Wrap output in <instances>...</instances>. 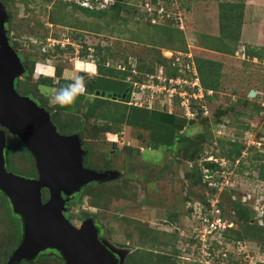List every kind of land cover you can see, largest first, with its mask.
I'll list each match as a JSON object with an SVG mask.
<instances>
[{
  "label": "rangeland",
  "instance_id": "1",
  "mask_svg": "<svg viewBox=\"0 0 264 264\" xmlns=\"http://www.w3.org/2000/svg\"><path fill=\"white\" fill-rule=\"evenodd\" d=\"M255 1L108 0L106 4L101 0L94 10L100 9L109 15L86 13L75 0L8 2L12 12L11 31L17 37L19 48L30 52L33 44L37 46L32 49L34 54L38 55L39 51L52 54L43 63L64 69L65 79L71 80L70 72H76V77L84 76L85 81L90 82V74H98V65L120 70L125 67L122 62L126 60L125 68L133 67L140 75L134 81L144 79L141 82L151 85L148 88L150 99L143 106L152 105V109L183 116L184 109L170 104L168 91L160 83L157 87V82L150 81V75H154L156 81L158 77L160 80L170 78V67L177 56L181 59L182 55L189 54L195 59L203 89L206 87L202 76L216 84L209 94L212 100H208L210 97L202 99V105L196 103L193 106L196 114L186 115L194 117L195 121L179 133L192 138L187 148L181 150L177 144L168 151L164 148L154 150L146 142H139L142 148H137L138 154L132 156L121 151L114 159L116 169L122 171L121 176L107 183L122 187L121 194L114 190L109 199H97L98 205L91 196L85 195L74 209L77 215L95 214L104 225L103 237L107 236L117 247L130 250L126 264H264L261 262H264V241L251 238L254 232H245L246 228L235 224L230 214L234 203L248 199L243 204L250 209L254 222L261 225L264 222V180L257 169L264 164V54L263 58L246 54L248 48L264 50V0ZM113 4L118 5L117 10L113 9ZM146 4L153 9L162 7L163 13H160L161 9L156 11L159 16L156 22L147 15ZM225 21L231 25L224 27ZM68 45L72 46L70 51L56 52L58 46L63 49ZM130 76L134 79V75ZM36 78L34 72L33 82ZM24 82L34 88L38 84L30 78ZM40 87L38 91L42 90L51 98L57 90ZM251 91L256 95L250 97ZM20 93L39 103L32 93L22 89ZM117 108L111 109L116 111ZM85 110L80 113L81 117ZM106 120L97 116L85 124L88 133L84 137L90 140L95 135L93 142H89L100 154L98 148L104 151L110 148L99 138L104 135L100 124L111 123ZM115 129L117 127L113 126L109 136L111 139L120 136V146L136 143L134 131L128 125L120 127L122 132ZM233 142L246 146L241 157L243 165L232 167L234 174L231 180L226 179L230 184L219 190L211 185L216 180L206 177L211 171H208L205 159L215 154L214 161L223 164L217 156H221L223 150H231ZM197 149L201 152L198 159L194 158ZM9 165L14 167L8 166L9 170L18 174L25 173L15 168L31 169L27 156L19 148ZM194 168H198L204 177L200 182L196 179V184L192 177ZM148 173L150 176L146 180ZM214 173L228 178L223 172L215 170ZM8 207L0 195V264H5L16 240ZM205 207L212 216L221 215L229 222V228L244 234L245 238L241 245H236L228 243L221 232H215L208 244L213 255L210 263L197 252L206 247L201 242L199 249L195 243L199 238L194 235L197 226L203 227L200 216ZM245 251L251 256H246ZM37 264L62 263L50 257Z\"/></svg>",
  "mask_w": 264,
  "mask_h": 264
},
{
  "label": "water",
  "instance_id": "2",
  "mask_svg": "<svg viewBox=\"0 0 264 264\" xmlns=\"http://www.w3.org/2000/svg\"><path fill=\"white\" fill-rule=\"evenodd\" d=\"M9 17L0 0V192L21 224L20 240L7 264L35 263L43 255L56 256L65 264H125L124 249L106 241L94 218L77 227L65 216L68 199L93 182L120 178V172L85 167L87 152L81 134L60 133L47 108L18 92L16 81L26 74L27 66L10 42ZM128 93L129 89L122 95L105 91L96 95L117 100L126 99ZM255 95L251 91L249 96ZM7 132L19 138L33 156L37 178L8 170Z\"/></svg>",
  "mask_w": 264,
  "mask_h": 264
},
{
  "label": "trees",
  "instance_id": "3",
  "mask_svg": "<svg viewBox=\"0 0 264 264\" xmlns=\"http://www.w3.org/2000/svg\"><path fill=\"white\" fill-rule=\"evenodd\" d=\"M6 1L7 3L10 2V0H6ZM153 1L157 2V0H153ZM79 8L86 13L93 14L96 12L97 14H101V15L103 14L109 15V12H102L100 9L96 11L94 9L91 10V9L82 8V7H79ZM113 9L117 10L118 5L113 4ZM223 18H225V16ZM148 20L150 21L151 19H148ZM229 21L232 22L231 19ZM10 23L11 22H9L7 30H8L9 35L11 34V37H10L11 43L13 47L18 51L22 61L26 64L27 69H28L27 73L22 78L17 79L16 88L19 93H20V89H22L23 91H26L27 93H32V95L38 98L39 100L38 104L42 107L47 108L51 112L53 122L61 127L60 129L62 130L63 133H70L72 131H80L79 133L85 136L88 133L87 132L88 130L85 127L86 122L90 118L93 119L94 117L99 116L101 118H107L108 120H111L110 121L111 123L109 125L100 124L99 127L101 129V133L103 134L109 133L111 135L112 134L111 130L113 126L117 127V129L115 130L119 129V131H121L120 127L123 124L128 125L131 128V130L134 131L132 133L134 134V140L136 141L135 144L138 149H141L142 147L139 145V142H146L147 145H149V147L154 150H160L161 148L162 149L164 148L165 151H168V150L173 149V147H175L177 144H179V149L184 150V148H187L188 143L192 141V138L189 137L188 135H180L179 133H181L188 125L195 124V121L193 119L186 118V116L180 115L175 112L171 113L167 111H161L156 108L148 109V108H140L136 106H131L129 105V101L131 97L130 93L128 94L126 99H117V100L108 98V96L101 97V96L96 95L97 91H101V92L105 91L107 95L108 94L122 95L127 91V89H130V91H132V83L128 81V78L131 77L130 75L132 76L134 75L133 78L136 79L140 75L138 74L136 70L132 69L133 67L130 70H127V68H125L127 65L126 60L122 62L123 65L125 66L124 67L125 70H123L122 68L121 69L119 68L121 71H124L125 73L121 72L120 70L110 69L108 68L109 66L106 67L105 65H98L97 66L98 74L96 76H90V79H91L90 82L85 81L87 85V93L85 95L79 96L76 102L71 106L60 107L59 105L55 104L54 102H52V98L50 97V95L44 94L42 90H40V92L38 91L39 87L47 86L51 89H58L62 87L63 85L65 86L72 81L67 78L65 79L63 77L64 69L60 67H53L54 74H52L51 76H40L36 78L37 79L36 81L33 82L32 78L34 75L36 65L39 62H45L49 60L52 57V54L47 53V51L44 53L39 51L40 54L38 53V55L36 53L34 54L33 53L34 50L32 49H36L37 46L33 44L31 45L30 52H26L28 50L23 52L19 48V44H18L19 42H17V37H14V33L11 31ZM226 25H231V24H227L225 21L224 27H226ZM179 30H182V29L179 28ZM64 47L65 48L62 49L61 46H58L56 48V52L63 53L65 51H70L72 49V46L70 45L64 46ZM263 52L264 50L262 48L261 49H257V48L249 49L248 48L246 54L248 53L250 57H253V58H256V57L263 58V54H264ZM188 65L190 66V68L187 67ZM201 66L202 65H200L198 68L200 69V73L202 69ZM180 68L182 67L180 66ZM180 68L174 66V63H173V66L170 67L171 75L178 76V75L183 74L184 76L192 77L193 68H196L197 70V66H196L195 59L193 58V56L190 59H187V58L184 59V67H183L184 73L182 71L180 72ZM206 77L207 76L201 77L203 78L204 86L207 88V90L215 89L216 84L214 83V81L211 79H209L208 81L206 80ZM28 78H30L31 82L38 83L35 86V88L33 87V85L24 82V80ZM207 97H210V96H206V98ZM208 100L211 101L212 97H210ZM200 102H203V100L197 101L196 103L202 105V103ZM86 103H88L87 108L84 107ZM104 104L105 105L111 104L110 106L112 107H109L107 105L106 107ZM114 104H117V105H114ZM116 106L118 107L116 111L111 109ZM84 110H85V114L83 117H81L80 113L84 112ZM92 123L95 124V122H92ZM110 125H112V127ZM92 136L93 138L91 137L90 140H87L88 145L90 144L89 146L91 147V150L89 152L90 156H88L86 161L96 168L100 167V168L107 169L111 165L110 160L106 154H103V153L100 154L97 151V148H95L94 145H91L92 143L89 141L93 142L95 135H92ZM12 137H15V136H12ZM15 139H16L15 142L12 144V146L8 150L9 151V154H8L9 162L13 159L16 149L19 148L22 151V153L27 156L31 164V169L30 170H21L18 168H15V169L24 172L25 174L23 173L21 174H23L26 177L37 178L38 173H37V168H36V164H35V160L33 156L25 148L24 144L19 138L15 137ZM231 145H232L231 150H223V154H220L221 156H217V158L219 157L221 161H225L224 165L222 164V162L208 161L207 159L204 158L206 161L205 163L208 166V168L213 171V173L209 175H212V179L216 181L221 182L223 181L224 178L222 175L216 176V174L214 173L215 170L220 171V172H226L225 174H228L229 171L230 172L232 171V167H237V165L239 164L240 166L243 165L241 157L245 151L246 146L241 142H233L231 143ZM136 153L138 154L139 151ZM200 153L201 152L197 149L196 152L194 153V158L198 159L200 156ZM93 156L94 158H92ZM210 156L216 157L215 154H210L207 158H209ZM9 167H13V166L9 165ZM257 169L259 170V177L262 180H264V164H261L260 167ZM197 170L198 168L192 169V177L194 178L195 184H196V179H198V182H200V179L203 181V178H204L202 172L197 171ZM233 174L234 173H232V175ZM207 176L208 175H206V177ZM148 178L149 177L146 174V180H148ZM122 189L123 188L120 186H116L113 184H107V183H101V184H97L94 188H92L88 192V195L91 196L95 200L94 203L97 202L96 205H98L99 202L97 199L99 200H103L105 198L109 199V197H111V193L114 190L119 191V193L121 194ZM0 195H2L5 198V201L9 206L7 213L9 215L10 220L14 222V227L16 231V240L13 243L11 247V251L9 255L7 256V259L5 262V264H7L9 256L12 254V252L14 251L16 245L18 244L20 240L21 224H20L19 218H17L13 214L12 208H11V205L8 199L1 192H0ZM45 197L48 199V192L45 193ZM243 203H247V201L244 200V202H241V203H234L233 207H231L230 214L233 216L232 221L235 224H239L243 228H246L245 232H248V231L254 232V235L251 238L257 239L258 241H264V222H263V225H261L259 222L258 223L254 222L250 209L247 206H245ZM203 214H210L207 207L204 208ZM262 217H263L262 220L264 221V214L262 215ZM222 236H224V239L228 243L233 242L236 245L237 244L241 245L242 244L241 242H243V240L245 239L244 234L242 235V234L237 233L231 227L225 228L222 232ZM212 256L213 255L211 253L210 259H212L211 258ZM50 257H53L56 260H59L62 264H65L64 260L56 256H53V255H43L35 263L24 262L23 264H37L38 262L44 260V258L48 259Z\"/></svg>",
  "mask_w": 264,
  "mask_h": 264
},
{
  "label": "built area",
  "instance_id": "4",
  "mask_svg": "<svg viewBox=\"0 0 264 264\" xmlns=\"http://www.w3.org/2000/svg\"><path fill=\"white\" fill-rule=\"evenodd\" d=\"M77 4H79L80 6H83L87 9H91L93 10L94 8L96 9V7H98L99 5H97L98 3L101 2V0H75ZM108 0H105V3L107 4ZM104 5V4H103ZM146 13L147 15L151 18V19H155L158 20V15H156V11H159L161 9L160 13H163V9L162 7H160V9H158L156 7V9L151 8V6H149V4H146ZM153 10L155 12H153ZM171 16L168 15V19H170ZM178 23L179 20L177 19ZM190 59L192 58V55L189 54H184L181 56V59L176 58V61L174 62V66H181L182 68H180V72H183V67H184V59ZM188 68H190V66H187ZM123 70H125V68H122ZM184 73V72H183ZM136 74V72H135ZM152 80V82H157V87L161 85H163V89L168 91V97H169V103L170 104H175V105H179L182 109H184L185 111V116L189 115L190 112L192 114H196L195 108H193L194 104L197 101H202V99L206 98V96H209V94L212 93V90H207V89H203V87L201 86V82H200V77H199V73L196 70V68H193V76H184L183 74L178 75V76H174L171 75L170 78H166L165 80H160V78L158 77V80L156 81L154 78V75H150ZM129 82L132 83V93H131V105H135V106H139L142 107L143 103L146 104L147 101L150 99L149 95V90L148 88L151 85H147L144 82H140V81H134L133 79L129 78L128 80ZM160 83V84H159ZM146 97V98H145ZM176 100L178 101V104L176 103ZM202 103V102H200ZM168 104V103H167ZM149 108L152 107L148 106ZM187 118H189L188 116H186ZM194 118V117H193ZM193 118H189V119H193ZM208 161H214L216 160L213 156H210L209 158H207ZM225 164V161L223 163V165ZM208 171H211V173H213V171L210 169ZM210 172H208V174H211ZM226 172H223V174H225ZM228 176V178L226 176H223V181L219 182V181H215V182H211V185L218 188L219 190H223L227 185L230 184V181L226 179H230L231 180V175H232V171L228 172V174H225ZM207 177H212V175H208ZM245 200V199H244ZM248 200V199H247ZM245 200V201H247ZM264 214V209L262 210ZM216 212L219 214V210H216ZM202 217V222H203V227L201 225L197 226L194 230V235L196 238H199V242H203L204 243V247L201 251L202 254L205 256L206 262L210 263V256L211 253L209 252V246L208 244H211V237L215 232H223V230L225 228H227L229 226V222H227L226 220H223V218L220 215H215L212 216L211 214H201ZM245 249V248H243ZM246 256L250 257V253L245 251ZM263 262V261H261Z\"/></svg>",
  "mask_w": 264,
  "mask_h": 264
},
{
  "label": "flooded vegetation",
  "instance_id": "5",
  "mask_svg": "<svg viewBox=\"0 0 264 264\" xmlns=\"http://www.w3.org/2000/svg\"><path fill=\"white\" fill-rule=\"evenodd\" d=\"M3 1V3H4V5H5V7H6V9H7V11H8V13H9V21L12 19V12H10V6H9V3H7V1L6 0H2ZM9 21L7 22V24H6V27H8V25H9ZM57 125V124H56ZM57 127H58V130H59V132L60 133H62V134H66V135H70V134H75V133H79L80 131H72V132H70V133H63L62 132V130L60 129L61 127L60 126H58L57 125ZM122 132V131H121ZM110 134L109 133H105L104 135H102V136H100L99 138L104 142V145L105 146H107V147H110L109 148V150H106V151H104V150H102L101 149V147L100 148H98V150H100L103 154H106L107 156H108V158H109V160H110V167L109 168H100V167H94V166H92L89 162H87L86 160H87V158H88V156H90L89 155V152H90V150H91V147L88 145V143H87V139H85L84 138V136L81 134V138H82V140H83V148L86 150V152H87V154H86V156H85V159H84V165H85V167H87V168H91V169H95V170H100V171H118V172H120V174H121V172L122 171H119L118 169H116V167H115V162H114V159L116 158V156L115 155H117L118 153H120L121 151H123L124 152V154H127V155H132L133 156V154H135L136 152H138L137 151V146L135 145H133V144H131V143H126V144H124L123 146H120V143H121V141H120V136H118V135H116L117 136V138H115V139H111L110 138V136H109ZM16 137V136H15ZM15 137H12V135H10V133L9 132H7V140H8V150H9V148L12 146V144L15 142ZM103 137V138H102ZM17 138V137H16ZM107 142H108V144H107ZM132 149H131V148ZM142 148V147H141ZM136 151V152H135ZM142 151V150H141ZM8 154H9V151H8ZM92 158H94V156L92 157ZM6 159H7V168H8V166H9V160H8V155L6 156ZM96 159H98V158H96ZM8 170H9V168H8ZM10 171V170H9ZM10 172H12V171H10ZM12 173H15L14 171L12 172ZM15 174H18V173H15ZM18 175H21V174H18ZM21 176H23V177H26V176H24V175H21ZM121 176V175H120ZM147 176L149 177L150 176V174L148 173L147 174ZM97 184H99V183H96V182H93V183H91V184H89V185H87V186H85V187H83L82 188V190L78 193V194H76L75 196H73V197H71L70 199H68V201H67V204H66V208H67V211L65 212V216L75 225V226H77V227H79V226H81V224L86 220V219H88V218H94L95 220H96V223L98 224V225H100V226H102V233L104 232V225L100 222V220L96 217V215L95 214H93V213H91V214H83V213H81V214H79V215H77V214H75V212H74V209H75V207L76 206H78V202L79 201H81L83 198H84V196L85 195H88V192L92 189V188H94ZM48 191L47 190H43V198H44V200L46 201L47 200V198L45 197V193H47ZM77 216V220H75V217ZM77 221H78V223H77ZM105 237V236H104ZM105 239H106V241L108 242V243H110L111 245H113V243H111L109 240H108V238H107V236L105 237ZM195 243L196 244H198V248L200 249V244H199V242L198 241H195ZM116 249H124V251H125V255H126V259L128 258V255H129V249H127V248H122V247H117L116 245H113ZM198 251V250H197ZM199 253H201V249H200V251H199ZM126 259H125V264H126Z\"/></svg>",
  "mask_w": 264,
  "mask_h": 264
},
{
  "label": "clouds",
  "instance_id": "6",
  "mask_svg": "<svg viewBox=\"0 0 264 264\" xmlns=\"http://www.w3.org/2000/svg\"><path fill=\"white\" fill-rule=\"evenodd\" d=\"M80 7L85 8L83 6H80ZM6 29H7V27H6ZM7 32H8V30H7ZM8 36L10 38L11 34L9 35V33H8ZM10 42H11V40H10ZM44 64L47 65L46 63H43V62H39L36 65L34 72L37 75V77L45 76L44 73H40V74L38 73V72H40L39 70L41 69V66H43ZM91 64L94 65V63H91ZM133 80H135V79H133ZM52 90L54 91L56 89H52ZM86 93H87V85L85 83V77L84 76H77L74 78V80H72V82L68 83L65 86L58 88L52 95V101H54V103L59 105L60 107H67V106L73 105L79 96L85 95ZM129 93H130V95L132 93V91H130V89H129ZM130 102H131V97H130L129 105H131ZM131 106H134V105H131ZM136 107H139V106H136ZM140 108L152 109L153 107L149 108L148 106H142ZM198 242H199V240H198ZM199 244H200V242H199ZM197 252L199 253V250ZM199 254H201V256H202V251ZM262 263H264V262H262Z\"/></svg>",
  "mask_w": 264,
  "mask_h": 264
},
{
  "label": "crops",
  "instance_id": "7",
  "mask_svg": "<svg viewBox=\"0 0 264 264\" xmlns=\"http://www.w3.org/2000/svg\"><path fill=\"white\" fill-rule=\"evenodd\" d=\"M255 1V0H254ZM257 1V0H256ZM255 1V2H256ZM40 72H38L39 74L40 73H44L45 74V76H51L52 75V73H53V68H52V66H49V65H43V66H41V69L39 70ZM81 71V70H80ZM94 71V70H93ZM71 73V75L72 76H70L69 78L71 79V80H74V77H76V72L74 73V72H70ZM38 74V75H39ZM95 75H97L96 74V72H95ZM95 75H93V74H90V76H95Z\"/></svg>",
  "mask_w": 264,
  "mask_h": 264
}]
</instances>
